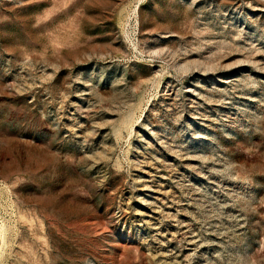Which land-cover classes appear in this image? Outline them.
I'll use <instances>...</instances> for the list:
<instances>
[{
	"label": "rangeland",
	"instance_id": "374dc122",
	"mask_svg": "<svg viewBox=\"0 0 264 264\" xmlns=\"http://www.w3.org/2000/svg\"><path fill=\"white\" fill-rule=\"evenodd\" d=\"M0 227V264H264V0H0Z\"/></svg>",
	"mask_w": 264,
	"mask_h": 264
},
{
	"label": "bare ground",
	"instance_id": "6f19581e",
	"mask_svg": "<svg viewBox=\"0 0 264 264\" xmlns=\"http://www.w3.org/2000/svg\"><path fill=\"white\" fill-rule=\"evenodd\" d=\"M148 185V184H147ZM157 186V185H156ZM155 186V187H156ZM151 187V186H150ZM152 192H153V194L155 195V197L158 195V190L156 189V188H152ZM159 193H161L160 192V189H159ZM159 199V198H158ZM145 210V209H144ZM145 213H147V212H145ZM156 213V212H155ZM140 215H141V213H140ZM148 215V214H147ZM150 216V215H149ZM0 230L1 231H4V227H0ZM1 234V233H0ZM2 239H4V232H3V234H2Z\"/></svg>",
	"mask_w": 264,
	"mask_h": 264
}]
</instances>
